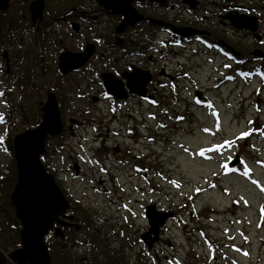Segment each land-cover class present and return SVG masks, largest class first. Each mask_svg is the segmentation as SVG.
I'll return each instance as SVG.
<instances>
[{"label": "rangeland", "instance_id": "374dc122", "mask_svg": "<svg viewBox=\"0 0 264 264\" xmlns=\"http://www.w3.org/2000/svg\"><path fill=\"white\" fill-rule=\"evenodd\" d=\"M250 3L259 11L264 6L262 0H250ZM23 39L30 40L29 33ZM241 40L247 41L246 38ZM23 44L22 47L20 43H6L0 49V79L5 82L0 86V189L10 187L17 173L13 157L6 148L8 136L36 128L41 122L37 101L44 95L40 89L35 91L29 82H22L4 71V51L9 54L12 69L16 70V60L22 61L24 52L34 49L32 43ZM29 53L20 71L23 66H30L32 61L28 57L32 53ZM168 55L171 61L175 58L188 61L183 52L174 54L171 50ZM215 65L202 62L200 93L205 94V100L201 108L195 104L189 113L191 98L188 94H184L183 102L174 108L173 96L169 95L164 99L167 112L160 122L164 128H159L163 131L157 132L155 122L150 123L155 130L144 131L149 137L163 138L155 144L158 156L150 155V146L146 150L148 157L155 160L154 168L161 170L160 175L155 173L148 181L151 185L146 183L145 187L140 176L131 177V181L126 180L128 173L118 176L115 165L106 161L108 154L97 155L91 150L95 144H88L91 151L87 153L82 148L75 150L85 170L83 176L75 178L64 164L66 158H76L74 150L69 148L75 145V140L64 143L67 150L64 158L59 151L62 144L59 138L47 140L45 167L50 174L55 173L61 190L75 206L73 214L79 217L77 208H80L90 215L110 248L121 251L124 257L120 264H264V78L255 79L249 74L251 70L246 73L241 67H235L230 76L233 80H230L216 72ZM17 70L15 72H20ZM34 71H31L30 84L38 82ZM48 76L44 74L42 82ZM15 80L22 82L18 83L19 89L5 86ZM84 113L92 128L81 132L83 136L105 135L110 129V145L117 141L127 146L128 151L138 139L136 126L143 128L147 118L145 109L118 112L116 121L109 110ZM128 113L133 114L136 123L135 119L130 120ZM112 121L115 122L112 124ZM129 136L133 138H127ZM93 156L104 158L103 162L93 163ZM238 158L239 163L232 166ZM111 175L122 184L117 181L99 188L97 181ZM1 200L2 197L0 202H3ZM152 205L157 212H171L173 217L166 221L163 235L152 251H148L141 235L149 229L145 208ZM17 240L19 244V238ZM79 240L84 241V238L79 237ZM54 241L53 235L46 239L49 244ZM90 248L76 244L69 247V251L73 260L85 264L86 260L94 258V248Z\"/></svg>", "mask_w": 264, "mask_h": 264}, {"label": "flooded vegetation", "instance_id": "af4514ba", "mask_svg": "<svg viewBox=\"0 0 264 264\" xmlns=\"http://www.w3.org/2000/svg\"><path fill=\"white\" fill-rule=\"evenodd\" d=\"M126 2L129 4L130 15L108 7L105 0H9L7 10L0 8V49L6 43H20L22 47L23 43H32L34 49L24 52L22 61L16 60V70L12 69L9 54L4 51V71L22 79V82H29L35 91L40 89L44 95V98L41 96L37 101L41 120L48 94L56 95L63 124V132L58 136L59 142H62L59 151L63 152V158L67 152L65 144L75 140V145L69 148L74 150L76 158L70 156V160L65 159L67 171L72 172L75 178L83 176L84 166L75 150H95L97 155H109L106 161L115 165L118 176L128 173L127 181L131 177L140 176V181L146 187L147 184L151 185L148 181L155 173L161 174L160 169L154 168L156 163L150 155H157L155 144L160 143L159 140L163 138L149 137L144 131L155 130L151 122H155L158 133L163 131L159 128H164L160 122L167 112L164 99L169 98V95L173 96V106H179L188 94L191 98L189 113L195 108V104L201 108L205 100V94L201 96L200 93L199 74L204 67L202 62L216 64L215 71L230 80H233L230 76L235 67H241L246 73L251 70L249 74L255 79L264 78V6L259 11L254 3L251 5L250 0H125ZM262 2L264 4V0ZM251 17L255 22H250ZM126 21V28L120 32ZM246 26L256 28H244ZM178 29H182V32H178ZM28 33L31 39H23ZM241 38H246L247 41L243 42ZM171 50L174 54L183 52L188 61L181 62L180 58L173 59L176 62L171 61L168 55ZM29 52L32 55L28 59L32 62L28 67L23 66L20 71L19 67L24 65ZM65 55L76 60L66 66L71 69L66 74L61 66ZM17 69L20 72H15ZM33 70L38 82L30 84L29 78ZM46 73L49 76L42 82ZM106 79L112 82L121 97L110 94ZM19 80L5 86L19 89ZM222 80L224 79L221 78L220 82ZM3 84L5 82L2 78L0 86ZM143 109L146 111V124H142L143 128L136 126L138 139L135 141L136 145L130 147V151L125 150L127 146L120 145L117 141L115 145H110V129L105 135L94 134L90 137L81 134L92 128V124L84 118L83 111L109 110L115 120L118 112H139ZM127 115L130 120L135 119L133 114ZM181 120L179 117L178 121ZM127 138L132 139L133 136ZM88 144L95 146L90 150ZM149 146L151 152L148 157L146 150ZM46 158L47 156L44 157ZM102 159L94 156L91 158L93 163H101ZM52 176L60 187L55 173ZM117 181L120 182V179L111 175L99 179L97 183L99 188H105ZM74 208L71 204L67 215H74ZM76 218L72 223L78 226L66 228L80 230V218ZM163 231L164 228L160 235H163Z\"/></svg>", "mask_w": 264, "mask_h": 264}, {"label": "water", "instance_id": "95a60500", "mask_svg": "<svg viewBox=\"0 0 264 264\" xmlns=\"http://www.w3.org/2000/svg\"><path fill=\"white\" fill-rule=\"evenodd\" d=\"M105 1L108 3L107 6L114 10H122L125 14L130 11L129 4L125 3V0ZM8 2L9 0H0V8L7 10ZM120 4L125 7L123 8ZM250 22H255V19L251 17ZM127 24L128 21L122 24L120 32L126 28ZM244 28L255 30L256 27ZM178 32H182V29H178ZM87 59L88 56L85 61ZM74 61L76 60L68 58L67 55L62 57L61 66L64 74L71 70L66 66ZM106 83L110 94L121 97L112 82L106 79ZM42 111L43 117L40 124L36 128L17 134L13 141L17 182L10 196V203L15 210V217L22 226L21 247L7 255L0 249V264H52L45 238L53 231L55 238L64 240L63 228L71 226V221L74 220L73 215H67L71 209L70 201L56 183L55 178L47 171L41 159L47 154L48 138L57 137L63 132L61 113L55 94H48ZM238 163L239 158L231 165L236 166ZM172 217L171 212H157L153 205L145 208V218L149 223V229L141 235V239L149 251H152L159 241L161 228Z\"/></svg>", "mask_w": 264, "mask_h": 264}, {"label": "trees", "instance_id": "16d2710c", "mask_svg": "<svg viewBox=\"0 0 264 264\" xmlns=\"http://www.w3.org/2000/svg\"><path fill=\"white\" fill-rule=\"evenodd\" d=\"M13 134L6 140V148L14 159L13 151ZM16 167V165H14ZM16 169V168H15ZM17 179V173L11 186L0 190V197H2L3 202H0V248L5 252H10L13 249L19 247L17 244V238H19V232L21 225L18 219L15 217V211L10 204V196L13 192L15 183ZM80 213V230L73 228L65 229V240H56L54 243L49 244V252L52 258V264H82L79 261L72 260V255L69 251V247L79 244L81 246H87L90 249L94 248V258L91 260H86L85 264H120L121 259L124 255L121 251L110 248L107 240L103 238L102 231L94 225V221L90 215L82 211V209L77 208ZM78 217V216H77ZM3 219V221L1 220ZM78 237L76 235L78 234ZM79 237H83L84 241H80ZM101 259V260H98ZM83 262V260H82Z\"/></svg>", "mask_w": 264, "mask_h": 264}, {"label": "snow or ice", "instance_id": "6c2138e0", "mask_svg": "<svg viewBox=\"0 0 264 264\" xmlns=\"http://www.w3.org/2000/svg\"><path fill=\"white\" fill-rule=\"evenodd\" d=\"M0 95H2V94H0Z\"/></svg>", "mask_w": 264, "mask_h": 264}]
</instances>
